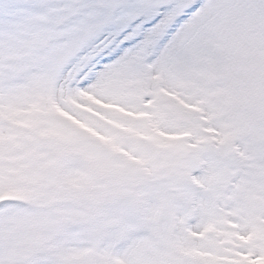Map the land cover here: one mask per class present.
Returning <instances> with one entry per match:
<instances>
[{
    "label": "snow or ice",
    "instance_id": "6c2138e0",
    "mask_svg": "<svg viewBox=\"0 0 264 264\" xmlns=\"http://www.w3.org/2000/svg\"><path fill=\"white\" fill-rule=\"evenodd\" d=\"M0 264H264V0H0Z\"/></svg>",
    "mask_w": 264,
    "mask_h": 264
}]
</instances>
